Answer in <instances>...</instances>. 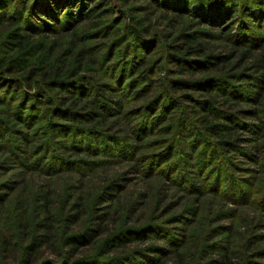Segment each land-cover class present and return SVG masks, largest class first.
<instances>
[{
    "label": "rangeland",
    "instance_id": "obj_1",
    "mask_svg": "<svg viewBox=\"0 0 264 264\" xmlns=\"http://www.w3.org/2000/svg\"><path fill=\"white\" fill-rule=\"evenodd\" d=\"M54 1L0 0V264H264V0Z\"/></svg>",
    "mask_w": 264,
    "mask_h": 264
},
{
    "label": "trees",
    "instance_id": "obj_2",
    "mask_svg": "<svg viewBox=\"0 0 264 264\" xmlns=\"http://www.w3.org/2000/svg\"><path fill=\"white\" fill-rule=\"evenodd\" d=\"M50 2H51V4H52V2L53 3H55V1L54 0H49ZM23 10L24 9H22V11H21V13L23 12ZM48 16L50 15V13H51V11H49L48 10ZM23 37H19L18 36V33H16V32H10L9 34H8V37H7V41H6V43L8 44V45H13L14 47H20V46H22L23 45ZM15 62H17L16 60H10V61H8V63H9V65L7 66V68H14V63ZM16 64V63H15ZM1 71V70H0ZM47 72H43L42 73V76H46V79L44 80V81H41V82H43V85H54V84H56L57 83V85H58V81H60V77L56 74L57 72L56 71H53V70H51V69H49V70H46ZM1 73V72H0ZM33 73V70H29L28 72H27V75H28V77L31 75ZM56 74V75H55ZM51 77H53V78H51ZM51 78V79H50ZM48 79H50V80H48ZM50 87V86H49ZM218 126H221V127H223V128H225L226 127V125H224V124H217Z\"/></svg>",
    "mask_w": 264,
    "mask_h": 264
}]
</instances>
